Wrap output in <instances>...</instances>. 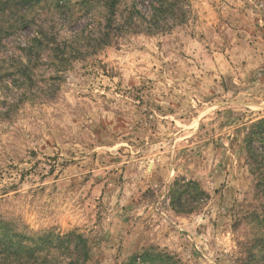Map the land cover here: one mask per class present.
I'll return each mask as SVG.
<instances>
[{"label": "rangeland", "instance_id": "rangeland-1", "mask_svg": "<svg viewBox=\"0 0 264 264\" xmlns=\"http://www.w3.org/2000/svg\"><path fill=\"white\" fill-rule=\"evenodd\" d=\"M148 1L0 5V237L29 248L21 264H264L245 142L264 119V0ZM34 17L55 18L62 53L25 77ZM189 181L204 193L174 206Z\"/></svg>", "mask_w": 264, "mask_h": 264}, {"label": "trees", "instance_id": "trees-1", "mask_svg": "<svg viewBox=\"0 0 264 264\" xmlns=\"http://www.w3.org/2000/svg\"><path fill=\"white\" fill-rule=\"evenodd\" d=\"M2 1L3 0H0V5H2ZM4 1L7 3V5L12 4V0ZM22 1L23 4L26 3L31 7L38 8L42 6V4L47 0ZM164 3L165 2H163V0H149L147 4L151 9V16H154V11L158 10L157 7H161ZM53 19L55 18L46 17L45 19H38L34 17L31 19L33 21L32 23H34V26L37 28L34 29V32L32 33L33 35L30 36L24 43V47H22L21 49L24 54H22L21 56H17L18 66H22L24 65L22 63H25V65L23 66V70L19 74L20 76L29 77V70L34 65L36 66L39 64V62L43 61L42 58L51 61V63L53 64L59 62L58 57H60V54L58 53H62V51H59L60 41H58V39L52 38L56 35L52 34L51 30L53 26L52 24H50V21ZM44 55L46 56L44 57ZM28 67L29 69L26 70ZM245 142L248 148L247 160L250 163V169L256 174H259L256 186L257 188H259L258 191H261L264 194V119H260L251 125L250 132L248 133ZM255 144H259V146L256 148ZM190 193H192L194 196H192ZM203 193L204 192L202 191V189L197 185V183L193 181H189L185 184H180L179 182H177L175 184V194L171 203L174 206H177L180 205L181 202H186L188 200L186 196H188L189 198H196L197 195ZM191 210L192 208H189L185 211ZM258 217L259 216H257V219ZM262 222H264L263 219L260 220L259 225H261ZM2 233H5V231ZM12 245L13 241L11 238H7L6 235L0 237V264H6L7 260L9 259H14L13 263L17 261L16 264H21L22 262H20V260L21 258H23V254L29 252V248H24L21 246L12 247ZM169 259V256L162 255L161 253H157L154 251H144L142 253L133 255L126 264H177L173 259Z\"/></svg>", "mask_w": 264, "mask_h": 264}]
</instances>
